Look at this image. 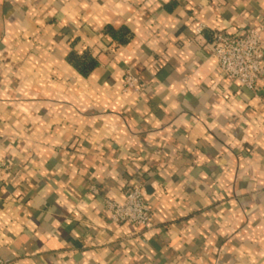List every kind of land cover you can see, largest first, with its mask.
<instances>
[{"label": "crops", "instance_id": "0c3cea01", "mask_svg": "<svg viewBox=\"0 0 264 264\" xmlns=\"http://www.w3.org/2000/svg\"><path fill=\"white\" fill-rule=\"evenodd\" d=\"M247 28L264 0H0V264H264V61L210 47ZM134 186L150 229L104 207Z\"/></svg>", "mask_w": 264, "mask_h": 264}, {"label": "built area", "instance_id": "2783aa9c", "mask_svg": "<svg viewBox=\"0 0 264 264\" xmlns=\"http://www.w3.org/2000/svg\"><path fill=\"white\" fill-rule=\"evenodd\" d=\"M197 33H201L198 29ZM211 55L216 60L217 71L221 78L236 83L240 88L254 90L263 74L264 42L261 28H247L237 35L213 33ZM124 92H138V80L126 73L123 78ZM14 165L0 160V177ZM104 207L111 223L128 224L141 229H150L151 209L141 187L126 189L121 202L105 200Z\"/></svg>", "mask_w": 264, "mask_h": 264}, {"label": "trees", "instance_id": "16d2710c", "mask_svg": "<svg viewBox=\"0 0 264 264\" xmlns=\"http://www.w3.org/2000/svg\"><path fill=\"white\" fill-rule=\"evenodd\" d=\"M72 63H73V62H72ZM76 63H77V62H76ZM76 63H73V65L76 66V67L78 68V70H80V72H82L81 69H79V67L77 66L78 64H76Z\"/></svg>", "mask_w": 264, "mask_h": 264}]
</instances>
